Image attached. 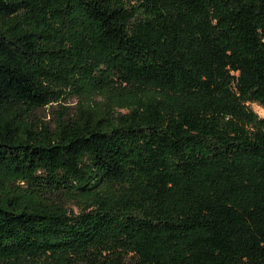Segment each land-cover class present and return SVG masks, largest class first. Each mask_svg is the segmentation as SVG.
I'll return each mask as SVG.
<instances>
[{
    "label": "trees",
    "instance_id": "1",
    "mask_svg": "<svg viewBox=\"0 0 264 264\" xmlns=\"http://www.w3.org/2000/svg\"><path fill=\"white\" fill-rule=\"evenodd\" d=\"M249 102L264 0H0V264H264Z\"/></svg>",
    "mask_w": 264,
    "mask_h": 264
},
{
    "label": "rangeland",
    "instance_id": "2",
    "mask_svg": "<svg viewBox=\"0 0 264 264\" xmlns=\"http://www.w3.org/2000/svg\"><path fill=\"white\" fill-rule=\"evenodd\" d=\"M249 106L255 111L257 112L260 116H264V106H262L260 103L258 102H249L248 103ZM51 111V109H47L46 110H40L37 115L39 117H46L47 119L50 118V116H48V113ZM66 206L68 209H72L74 211L78 210V206L74 201L71 200H67L66 202Z\"/></svg>",
    "mask_w": 264,
    "mask_h": 264
}]
</instances>
